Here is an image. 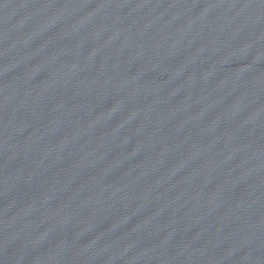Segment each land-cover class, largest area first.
Here are the masks:
<instances>
[{"label": "water", "instance_id": "95a60500", "mask_svg": "<svg viewBox=\"0 0 264 264\" xmlns=\"http://www.w3.org/2000/svg\"><path fill=\"white\" fill-rule=\"evenodd\" d=\"M0 264H264V0H0Z\"/></svg>", "mask_w": 264, "mask_h": 264}]
</instances>
